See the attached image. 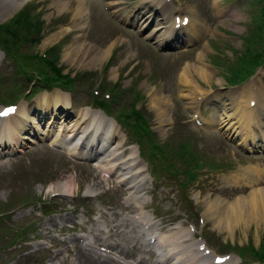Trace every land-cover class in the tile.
<instances>
[{
  "label": "rangeland",
  "instance_id": "1",
  "mask_svg": "<svg viewBox=\"0 0 264 264\" xmlns=\"http://www.w3.org/2000/svg\"><path fill=\"white\" fill-rule=\"evenodd\" d=\"M18 1L0 0V40L9 47V62L0 51V109L8 105H16L18 109L24 107L30 116L35 115L40 120L39 132L46 129L50 119H54V124L48 138L39 133L35 142L36 139L28 136L35 143L24 141L19 154L0 157V164L5 160L13 161L0 166V264H84L82 254L76 248L80 244L70 242L72 236L85 234L77 225L84 223L82 226L91 228L106 217L115 220L110 227L112 229L123 216L134 215L131 212L136 210L133 206L125 210L131 193L124 191L125 185L117 183L118 175H127L128 170L113 171L109 179L92 165L95 160H77L51 145L57 139L61 119L65 120L61 126L65 131L57 142L64 143L66 139L68 148L74 149L79 139L85 140V133L93 128L90 122L85 123L80 134L77 131L78 137L73 143L67 137L69 132L66 128L71 119L76 120L77 115L86 118L85 110L98 106L94 104H99L100 99L95 98L107 96L114 99L108 107L112 118L107 123L117 135L112 132L116 138L112 139L113 144L111 141L108 143L110 149L106 155L99 156L98 164L104 166L102 170L109 171L112 165L106 162H109L107 156L110 153L124 152L125 158L133 154L135 163L140 164L144 171L146 181L148 193L141 198L146 206L144 212L157 223V232L160 231V223L166 226L165 230L180 226L185 229L191 225L195 230L193 239L202 237L212 255L231 253L235 256L228 245L242 247L249 240L255 247L264 246V226L260 229L256 225L236 226L231 232H219L214 229L215 223L208 219L205 210V202L218 197L231 203L239 195L249 196L252 186L240 190L243 187L240 183L230 188L226 176L231 178L249 166L264 172V157L244 155L227 142L224 135L198 131L189 122L197 107L195 98L216 93L214 90L218 89L221 96L240 100L242 97H238V90L245 92L249 80L231 88L224 77L226 80L233 76L245 77L254 71L258 62L264 63V59L256 57L253 51L256 49L264 58V13L259 19L256 17L261 15L259 10L256 12L259 4L252 0H219L217 7L215 0H171L175 8L183 9V13H177L180 17L188 15L186 11L191 13L197 24L195 33L201 29L206 32L205 37H201L202 42L198 43L200 38L195 37L193 49L186 47L189 49L184 53V46L179 45L183 43L181 38L164 46L142 40L144 33L139 32V28L145 21L147 25L150 23L148 15L152 12L150 20L160 17V10L156 12L155 7L144 0H119L123 11L135 12V18L143 20L138 23L140 26H131L128 30H123L113 20L110 14L113 10L107 7L109 0H84L87 16L82 31L79 29L82 21L73 18L76 0H30L15 9ZM57 1L67 3L60 12ZM214 9L224 11L220 14L223 19H215L220 16ZM117 10L121 13L120 9ZM20 11L25 15L16 25L12 20ZM67 27L70 28L69 33L56 38L53 44L42 46L46 37ZM259 36L258 44L255 41ZM112 41L117 44L104 61H85L86 66L78 65L77 58L83 55L79 51L78 56L74 53L70 59L64 57L70 45L74 47V44L82 43L85 51L90 46L103 50ZM20 53L26 54L25 59L20 58ZM44 53L48 55L50 66L45 68L57 65L62 76L77 78L71 92L52 89L26 94L13 103L9 101L7 97H13L15 91L22 96L33 88L30 82L33 77L25 78L22 73L26 72L28 76L33 71L41 78L42 75L34 70L42 67L36 59ZM201 53L210 76L202 81L194 74L188 86L180 85L177 75L183 63L190 61L193 64V59ZM38 85L44 84L40 82ZM151 88L169 101L166 108L169 120L162 124L151 104ZM55 90L68 95L71 105L68 109L54 107L49 95ZM187 91L191 92L189 96ZM218 110L216 107V112ZM41 111H45L41 114L42 120L37 117ZM149 134H152L150 139ZM162 154L166 159L161 158ZM188 172H194L190 182H187ZM250 175L256 179V173L250 172ZM238 179L245 181L242 176ZM64 181L70 182L72 193L62 196L47 193L48 185ZM231 181L236 179L233 177ZM181 182L185 183L184 187L180 186ZM86 186L94 191L92 196L86 195ZM254 187L260 189L264 183L259 182ZM73 226L77 228L72 229ZM134 229L129 226L119 231L133 232ZM90 256L107 260L95 254ZM108 263L115 264L112 261Z\"/></svg>",
  "mask_w": 264,
  "mask_h": 264
},
{
  "label": "bare ground",
  "instance_id": "2",
  "mask_svg": "<svg viewBox=\"0 0 264 264\" xmlns=\"http://www.w3.org/2000/svg\"><path fill=\"white\" fill-rule=\"evenodd\" d=\"M28 1L30 0H19L18 3L15 4V9L23 6ZM144 2L149 3L152 7L160 6V17L150 21V24H154V28L150 30L149 26H147L145 23H142V25L140 26L143 32L146 34L145 38L154 39L155 43L158 46L171 44L172 41L177 39H173L177 35L176 33L180 32L181 30L186 32V43L192 42L195 37L201 38L206 35L204 29H201V32L198 31V33H195L197 24L193 20L192 15H190L191 19L189 18V22L185 27H181L179 28V30H176V24L174 20L177 15H173L175 13V10L170 9V3L166 4L167 0H144ZM215 2L218 7L219 0H215ZM56 3L59 12L65 9L67 4L66 2L58 3V1ZM107 6L112 9H124L121 8V3L119 2V0H109ZM115 11L116 10H114L113 12ZM221 13L222 11L220 9H217L216 14ZM86 16L87 11L84 6V0H76L75 7L73 9V18H77L82 21L81 23H83V21L86 19ZM148 16V20H150L152 14H149ZM171 16H173L172 21ZM132 18L133 15L129 13L125 14L121 20L130 23V19ZM135 21L133 22V24L135 23ZM79 29L81 31L84 30V23L79 26ZM69 32L70 28L67 27L49 35L43 40L42 46L53 44L56 38H59ZM116 44L117 42L112 41L103 50H98L97 48L90 46L89 49L85 51L82 47L83 44L77 43L76 45L74 44V47L72 45L68 47V49L64 53V57L70 59V55L73 56L74 53L78 56L79 51L83 55L82 58H77L78 65L86 66V64H84L85 61H104L110 55L113 47ZM72 49L73 51H70ZM88 56L91 57L88 58ZM205 65L206 64L203 62L202 53L197 54L196 61L193 64H191L189 61H185L184 65L178 72V83L180 82V85L182 86H188L190 84V78L195 77L194 74H196V76H198L202 81H206V77H209L210 75L206 69L207 65L206 67ZM247 89L248 93L250 94L251 86L249 85ZM187 92V96H189L191 92ZM150 93L151 104L157 113L159 123L162 124L163 122L168 121L169 117L166 108L169 106V101L166 100L158 92L152 90V88L150 89ZM194 97L195 96L191 97L190 99L192 100L194 99ZM222 98L223 97H220L216 94V99L219 103H221V108H223V117H220L221 124H223L221 129H224L225 134L228 135V137L234 135L240 136L241 140L239 141V144H241L242 146L246 145L245 148L247 149H253L254 147L260 146L261 142L264 141V131L260 130L261 127H264V121H262L264 120L263 95L261 94L259 98L255 96L254 100L256 101V104L254 105L253 110L249 107L251 99H247L244 103L238 102L236 104L234 100L230 101V98H227L226 100L221 102L220 99ZM49 99H51L52 103L53 101H55L56 104L58 103L57 100L60 102L63 101L65 105H67L66 107H68V104L70 103L68 100V96L60 94L59 91H54L53 93H51L49 95ZM242 103L245 104L244 108L246 109H244V111L238 110V107H240ZM259 108L261 109L259 110ZM41 110H43V107L41 108ZM85 111L87 113H85L84 116L89 117V119L91 120L90 125L93 126V128H91L89 132L87 130V132L85 133V139H88V141L85 142V144L87 143V153L90 152V154L87 155L92 156L93 152H95V156L102 153L106 154L109 146H107L106 149L101 153H97L96 149L99 143L107 141L109 137L111 139L116 138L114 136L116 134L115 132V134L113 135L111 131H109V135L103 136L104 130H100V123L103 121L106 124L107 120H110L107 119L100 111ZM44 112L45 111H41V113L38 112L37 117L42 120L43 115L41 114ZM34 116H30L29 112L25 108L20 107V109L17 110L13 115L5 119H0V150L3 151V149L8 147L10 150L6 153H12L16 151L17 148H21L20 146H24V141H29V143H34V139H36L37 141V138L33 137L32 126L39 127L37 124H39L40 120L38 121V119H36ZM87 120L88 119L81 116L79 120L69 122V127L67 128L69 133L67 137L72 138V141H74L78 134H80V131L83 129V126L85 125ZM61 121L62 123L65 122V120L63 119H61ZM252 122H254V124ZM62 123L61 126H63ZM48 124L49 129L47 134L50 135L52 133L51 126H53L52 124H54V119H50L48 121ZM61 126L59 127V131L57 132V139H55L51 143V145H54L59 137L62 136L64 128H61ZM254 128H258V133L254 131ZM77 131H79L78 134ZM36 134L38 135V132ZM97 135L98 137L96 138ZM28 136H32L31 138L33 140L29 139ZM81 148L76 146V149H73L70 154L72 156L77 155L78 158H82V154L80 153ZM107 157L109 158V163L112 165V168L109 171H103L104 173L112 172V170L114 169L122 171L135 170V173L132 176L121 178L118 182L126 183L128 181H132V179L134 178L133 183L130 185L131 188L126 190V192L128 193L131 192V197L129 200L132 201L133 206L136 208V210L132 211L137 212L142 208L145 209L146 206L143 203L137 204L138 196L136 195L144 191V185L141 184V182H143V179L142 181L137 182L139 180L138 177L143 175V172L141 171L139 164L133 162L135 161V158H132L131 156L125 158L124 155L120 153H110ZM8 163L13 162L6 161L4 163H1L0 166H7ZM254 169L255 168L242 169L240 171V174L231 176V178L226 177V182L230 187H234L240 183L243 184V187L239 188L240 190L252 186V190L249 196L244 197L242 195H239L231 203L226 202L225 199L219 197L213 201L209 200L208 202H205V210L208 215V219L213 220L215 223L214 229L218 230L219 232H231L235 229L236 226L241 228L242 226L252 227L253 225H256L257 229H260L262 228V226H264V187H261L260 189L254 187L255 185L259 184V182L264 183V180H261V177L264 173H260L258 170ZM251 170H254V173H256V179L254 178V176L250 175ZM238 176L245 177V181L243 179H238ZM233 177L236 179V181L234 182L231 181ZM140 189L141 191L138 192ZM72 190L73 189L71 187V184L68 181L60 182L55 185H48L47 187V193L52 195H69L70 193H72ZM85 192L86 195L91 196L94 191L90 186H86ZM128 206L129 204L127 205V208L125 210H129ZM103 220L106 225L104 230L101 228L102 224H104ZM114 223V219L108 220L106 217H102V221H98V223H96L94 227L86 231L87 235L91 237L92 244L86 243L85 248L78 247L79 252L82 254V258L84 259V264H109L108 261H112L115 264H122V262H124L123 264H126V262L128 261H133L134 264H214L213 257H207L199 251L202 244H199L196 250L194 249L192 240L188 239L189 234L187 230L176 228L166 231L161 230L158 233L157 229L155 228V224L143 211L135 216H123L111 229L110 227ZM129 226L133 227V229L135 228L134 233H132L131 235L124 234L122 231H119L121 228H127ZM114 238H118V240H115ZM152 239L154 241L151 244L150 241ZM82 240L87 239L81 238V236H72L70 242L71 244H74L75 242ZM100 251H105L104 255L107 257V260L103 261L99 258L90 256L92 253H95L97 256V253H99ZM111 255H113L115 258H109ZM47 264L53 263L48 262ZM72 264H74V262H72ZM224 264L236 263H234L233 261H229Z\"/></svg>",
  "mask_w": 264,
  "mask_h": 264
},
{
  "label": "trees",
  "instance_id": "3",
  "mask_svg": "<svg viewBox=\"0 0 264 264\" xmlns=\"http://www.w3.org/2000/svg\"><path fill=\"white\" fill-rule=\"evenodd\" d=\"M25 15V13H23V11L18 12V14L14 17V19L12 20L15 23H17L16 25H18L19 19L21 18V16ZM0 40V47L3 48L7 55L9 52V47L5 46L4 42ZM42 80L45 83L46 86H65L68 84H72L68 78L64 77L61 75L60 71L57 70L56 68L52 67V73L51 74H45L42 76ZM263 254V253H262Z\"/></svg>",
  "mask_w": 264,
  "mask_h": 264
},
{
  "label": "snow or ice",
  "instance_id": "4",
  "mask_svg": "<svg viewBox=\"0 0 264 264\" xmlns=\"http://www.w3.org/2000/svg\"><path fill=\"white\" fill-rule=\"evenodd\" d=\"M9 111H13L12 109H10ZM4 114H7V113H4Z\"/></svg>",
  "mask_w": 264,
  "mask_h": 264
}]
</instances>
